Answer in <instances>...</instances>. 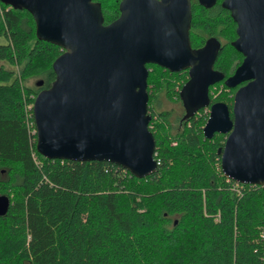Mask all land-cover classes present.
Segmentation results:
<instances>
[{
    "label": "trees",
    "instance_id": "obj_1",
    "mask_svg": "<svg viewBox=\"0 0 264 264\" xmlns=\"http://www.w3.org/2000/svg\"><path fill=\"white\" fill-rule=\"evenodd\" d=\"M100 3L104 23L120 0ZM189 43L215 36L213 69L228 76L242 60L231 45L236 24L216 0H191ZM29 11L0 1V264H264V191L222 175L217 147L225 134L203 136L208 106L193 115L163 108L179 101L186 70L148 63L147 112L156 170L135 177L107 160L47 158L35 148L31 104L54 78L63 51L40 40ZM40 76L42 85L26 84ZM234 88L222 80L211 102L231 106ZM228 107V108H229ZM173 141L175 144H173Z\"/></svg>",
    "mask_w": 264,
    "mask_h": 264
},
{
    "label": "water",
    "instance_id": "obj_2",
    "mask_svg": "<svg viewBox=\"0 0 264 264\" xmlns=\"http://www.w3.org/2000/svg\"><path fill=\"white\" fill-rule=\"evenodd\" d=\"M31 14L38 39L63 50L52 61L54 78L32 101L35 148L47 158L107 160L135 177L156 170L148 128L146 64L187 70L178 90L185 116L208 106L203 136L225 134L217 147L222 175L264 191V0H221L236 24L231 45L242 60L228 76L213 69L221 43L214 36L189 43L191 0H120L119 15L104 23L94 0H0ZM216 0H197L211 7ZM240 84L225 102L209 88ZM42 85V79L35 81ZM229 107V108H228ZM9 197L0 194V216Z\"/></svg>",
    "mask_w": 264,
    "mask_h": 264
},
{
    "label": "rangeland",
    "instance_id": "obj_3",
    "mask_svg": "<svg viewBox=\"0 0 264 264\" xmlns=\"http://www.w3.org/2000/svg\"><path fill=\"white\" fill-rule=\"evenodd\" d=\"M2 40H4V39L2 37H0V43L2 42ZM2 64H3V62L0 61V66ZM3 66L9 67V65L7 63H4ZM38 79H41V77L40 76H32V77H30L29 79L26 80V84L29 85V86L34 85L36 87L35 81L38 80ZM163 101H164V104H163L162 107L164 109L165 108H171L170 110H172L173 112L175 111V113H178V112L180 113L182 111L181 109L183 107H182L181 102H179V101L169 102L167 100H163Z\"/></svg>",
    "mask_w": 264,
    "mask_h": 264
},
{
    "label": "flooded vegetation",
    "instance_id": "obj_4",
    "mask_svg": "<svg viewBox=\"0 0 264 264\" xmlns=\"http://www.w3.org/2000/svg\"><path fill=\"white\" fill-rule=\"evenodd\" d=\"M235 30H236V28H235ZM210 37H211V36H210ZM214 37H215V36H214ZM208 38H209V37H208ZM217 39H218V38H217ZM205 40H207V38H206ZM218 40H219V39H218ZM242 58H243V57H242ZM237 65H238V64H237ZM237 65H236V66H237ZM236 66H235V67H236ZM235 67H234V68H235ZM184 70H185V69H184ZM186 71H187V70H186ZM239 85H240V84H238V85L235 86V90H236V88H237ZM36 87H40V86H36ZM183 111H184V110H183Z\"/></svg>",
    "mask_w": 264,
    "mask_h": 264
},
{
    "label": "built area",
    "instance_id": "obj_5",
    "mask_svg": "<svg viewBox=\"0 0 264 264\" xmlns=\"http://www.w3.org/2000/svg\"><path fill=\"white\" fill-rule=\"evenodd\" d=\"M31 106H32V104H31ZM173 144H175V142L173 141Z\"/></svg>",
    "mask_w": 264,
    "mask_h": 264
}]
</instances>
